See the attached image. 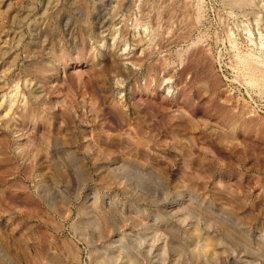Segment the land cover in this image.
<instances>
[{
    "label": "rangeland",
    "instance_id": "obj_1",
    "mask_svg": "<svg viewBox=\"0 0 264 264\" xmlns=\"http://www.w3.org/2000/svg\"><path fill=\"white\" fill-rule=\"evenodd\" d=\"M236 1L0 0V264H264V0Z\"/></svg>",
    "mask_w": 264,
    "mask_h": 264
},
{
    "label": "bare ground",
    "instance_id": "obj_2",
    "mask_svg": "<svg viewBox=\"0 0 264 264\" xmlns=\"http://www.w3.org/2000/svg\"><path fill=\"white\" fill-rule=\"evenodd\" d=\"M238 1L240 2L241 0H238ZM238 1H236V3H237ZM244 1H245V0H244ZM233 3H234V2H233ZM247 3H248V2H247ZM239 4H241V3H239ZM242 4H243V3H242ZM251 57H252V56H251ZM247 59H248V58H247ZM247 59H246V60H247ZM250 59H251V58H250ZM248 61H252V60H248ZM253 61H254V60H253ZM243 63H244V64H248V63H245V60H244ZM251 63H253V62H251ZM242 65H243V64H242ZM247 66H248V65H247ZM247 66H246V67H247ZM244 67H245V66H244ZM250 67H253V66L250 65ZM250 67L248 66V68H250ZM242 68H243V67H242ZM253 68H254V67H253ZM244 69H245V68H244ZM244 69H243V70H244ZM251 69H252V68H251ZM258 69H259V68H258ZM248 70H249V69H247V71H248ZM256 70H257V69H256ZM256 70H255V71H256ZM249 71L252 72L253 70H249ZM249 71H248V72H249ZM254 73H255V72H254ZM251 74H252V73H251ZM249 75H250V74H249ZM249 75H248V76H249ZM249 77H250V76H249ZM254 77H255V76H254ZM254 77L252 76V78H254ZM255 78H256V77H255ZM253 80H255V79H253ZM258 81H259V80H258ZM258 81H257V82H258ZM249 83H250V82H249ZM252 83H254V82H252ZM252 83H250V84H252ZM254 84H255V83H254ZM252 85H253V84H252ZM244 108H245V107H244ZM241 111H243V110H241ZM245 111H246V110H245ZM247 112H248V111H247ZM241 114H242V113H241ZM246 114H247V113H246ZM236 115H239V114H236ZM232 116H234V115H232ZM239 116H240V115H239ZM244 116H245V114H244ZM187 118H189V117H187ZM235 118H236V117H235ZM235 118H233V119H235ZM233 119H232V120H233ZM188 120L190 121V119H188ZM238 120H239V119H238ZM194 122H195V121H194ZM183 123H184V122H183ZM231 123H233V122H231ZM235 124H236V123H235ZM249 124H250V123H249ZM188 126H189V124H188ZM235 127H237V126H235ZM231 128H232V127H231ZM233 130H234V129H233ZM233 130H232V131H233ZM232 131H231V132H232ZM235 140H236V139H235ZM231 141H232V140H231ZM262 163H263V162H262ZM66 243H67V242H66ZM70 250H72V249H70Z\"/></svg>",
    "mask_w": 264,
    "mask_h": 264
}]
</instances>
